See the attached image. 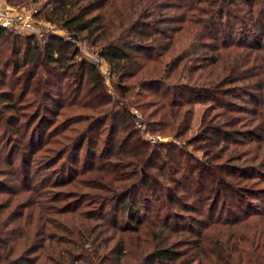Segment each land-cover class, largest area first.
<instances>
[{"label": "trees", "instance_id": "1", "mask_svg": "<svg viewBox=\"0 0 264 264\" xmlns=\"http://www.w3.org/2000/svg\"><path fill=\"white\" fill-rule=\"evenodd\" d=\"M10 1L18 6L30 2ZM242 1H249L246 17L234 11L244 10ZM248 1L47 0L35 17L57 24L67 36L51 33L42 42L37 35L0 26V88H4L0 114L9 111L7 123L16 126L13 135L2 140L11 156L8 169H0L4 178L0 195L7 181L20 178H25V187H9L11 194L45 188L39 198L24 204L37 205L38 212L29 213L17 227L12 225L16 217L6 214L11 202L4 203L0 196V264L133 260L135 264H264V192L259 188L264 183V0ZM76 40H86L108 62L117 79L114 96L98 65L81 56ZM10 41L13 59L2 56L4 44ZM25 66L29 67L20 71ZM56 81L63 92L58 99L51 91ZM163 86L167 88L162 92ZM145 90L156 91L149 95ZM254 90H260L258 100L262 99L256 109L238 107L253 117L233 115L227 98ZM145 95L151 96L146 102ZM205 97L210 101L199 134L191 138L188 132L195 115L191 100ZM51 102L56 103L61 120L52 123L46 137L37 129ZM30 107L34 109L26 111ZM131 107L141 110L144 118L138 119ZM152 107L154 111H148ZM243 120L249 128L244 132H251L245 136L252 140L259 136L262 143L248 144L246 149L247 143L237 139L243 129L234 126ZM84 121L79 131L76 125ZM257 129L262 135L254 133ZM96 130L94 138L90 132ZM146 132L173 139L152 144L144 137ZM221 136L229 143H221ZM47 138L48 153L40 165L47 169L48 179L36 181L31 177L32 163L40 160L35 157ZM99 145L103 152L98 153ZM15 147L27 148L21 152L20 165L12 156ZM190 148L209 157L199 158ZM107 152L114 156L106 157ZM224 152H230L231 158L224 160ZM234 160L242 164L235 165ZM213 169L227 175L210 183ZM60 171L67 174L55 178ZM233 173L239 174V180L231 178ZM81 180L86 181V197L79 199L76 196L85 187ZM148 187L149 191H142ZM250 190L260 201L247 198ZM232 199L239 200L236 206L243 215L216 217L218 206L230 210ZM59 201L64 203L58 205ZM85 201L86 209L78 215L80 225L66 227L59 222L69 238L57 237L54 215L67 213L73 218Z\"/></svg>", "mask_w": 264, "mask_h": 264}, {"label": "rangeland", "instance_id": "2", "mask_svg": "<svg viewBox=\"0 0 264 264\" xmlns=\"http://www.w3.org/2000/svg\"><path fill=\"white\" fill-rule=\"evenodd\" d=\"M45 1H47V0H37V1H35V0L31 1L30 0V2L28 4H23V6H18V4H16V1H10V0H0V3L1 4H9L11 6L14 5V6H17V7H21L22 9L24 7V9H26V10L35 9V8L38 10V9L41 8L42 4ZM248 2L244 3V1H242L241 7L244 8L243 11H241V9L234 10L235 13H238L239 17H246L247 16L246 9L249 7L248 6ZM235 17H237V16H235ZM226 18L228 19V17H226ZM35 19L39 22V25L41 26V28L43 30H46L48 33H50V34L51 33H57L59 35L67 36L66 31H64L62 28H60V26H58L57 24L46 20L42 16L35 17ZM230 19L232 21H235L237 23V25H240V24H238V23H240V20L234 18V16H230ZM21 35H24V33L21 34ZM48 36H49V34L47 35V37H44V36L43 37L42 36L39 37L38 36V38L41 39L42 42H43V41H45L48 38ZM240 36H241V39L245 40L246 35L243 33V29H242V34ZM237 37L239 38V36H237ZM73 41H75V40H73ZM262 41H264V35H263ZM76 44H77V46L80 47L81 56L84 59H86L90 63H95V64L98 65L99 70L101 71V73L105 77V83H106V86L108 88L107 89L108 92L111 95L114 96V94H115L114 84H115V82L117 83V79H116L115 76L112 75L108 62H106L103 59H100L97 50L94 49L93 47H90L88 45V43L86 42V40H78V41L76 40ZM13 47H14V43H12L11 41L7 42L6 44H4V48H3L4 52L2 53V56L4 58H7V59H13L14 58V56L12 55V48ZM203 63H206V62H203ZM28 67L29 66H25L20 71H23L24 69H27ZM10 71H11V67H10ZM38 71L40 72V71H43V70L40 68ZM7 80H9L8 83L11 81L10 78H8ZM166 88H167V86H163V88H161L162 92ZM0 90H4V88L2 87V88H0ZM51 91H52V94L54 96V99H58L59 97H61V98L63 97V92L59 89L57 81L51 87ZM145 91H146L145 93H148V94L150 93V94L154 95L156 90H145ZM258 93L259 94L261 93L260 90H254V91L246 93V94H240V96L228 97L227 99L229 101H232L231 104H229V107L232 110L231 113L233 115H235V116L240 117V118L253 117L250 114H248L247 112H243L242 111L243 108H238V107H239V104H240L241 106L245 107L246 109H252L253 108L252 110H255L256 107H257L258 101L262 100V99L258 100V97L260 96ZM256 96H257V101L254 102V99H255L254 97H256ZM149 97H151V96H149ZM149 97L147 95H145V96H143L142 99H143V101L146 102V101H148ZM209 101H210L209 98H206V97L205 98H199V99L196 98V99H192L191 100V104L190 105L194 106V112H195L194 119H193V124H192V129L188 132V135L191 136V138L196 137L199 134L200 123H201V119H202V116H203V110L206 107V102L209 103ZM82 102H83L84 105H86V98H84V99L82 98ZM233 103L235 104V106L233 105ZM236 104H237V106H236ZM90 105H92V104H90ZM33 109H34L33 107H30L29 110L26 109V111H32ZM56 109H57L56 103L55 102H53V103L51 102L50 108H48L45 111V116L40 119V123L41 124L38 126L37 133H40L41 135L44 133L45 136H46L47 135V131L53 126L52 123L54 121H55V123H57L56 121H60L61 120V116H57L56 113H55ZM85 109L86 108H82V109L81 108H77V111H84ZM152 110L154 111V107L148 109V111H152ZM86 111H88V110H86ZM131 111L137 116L138 119H139V117L144 118L143 112L141 110H138L136 107H131ZM120 113H122V112H120ZM9 114H10L9 111H5L2 114H0V119H1V121L3 123V127L0 130V169L1 170H7L8 169V165H7L6 162H7V160H10L9 159V155L11 156V151L8 150V149H4L3 148L2 140L6 141V138L10 137L11 134L13 135L12 131L16 127V126H11V125H9L7 123V120H8L7 117H8ZM118 119H120V120L123 119V115L122 114L118 115ZM244 121L245 120H243L242 122H238L234 126L237 129H243V130H239L240 131V135L237 136V139H241V141L247 143V144H245L246 145L245 146L246 149L248 147V144L262 143L263 142V138H259V136H258V138H255L254 140H252L251 138L248 137L251 132H244L247 129H249L248 125L245 124ZM85 125H86V121H84V122H82L80 124H77L76 126L78 127L79 131H81L85 127ZM138 127H141L143 129L144 128L143 123L138 121ZM90 133H91L90 135L95 138V137L98 136L99 132L96 130V131H93V132H90ZM254 133H257V135H262L261 129H257V132H254ZM119 134H120V132H116L115 133V135H119ZM104 135H105V133H103V136ZM245 135H248V136H245ZM251 135H253V133ZM37 137L39 138L40 136H37ZM144 137L147 140H149L152 144H155L156 142H159V141H171L173 139L171 136L167 137V136L161 135L159 133L155 134V133H152V132H146L144 134ZM228 139L229 138L226 139V138H223L221 136V141H222L221 143L228 144L229 143L228 141H230ZM215 140H217V138ZM215 140H210L208 143H215L214 142ZM223 141H226V142H223ZM43 143H44L43 144V148H41V150H39V152L36 154V157H35L37 159V155H38L40 160H36V161H34L32 163L33 167H32V171H31V177H32V179H35L36 181H41L42 179H48L47 176L45 177V173H46L47 169H45V167L43 165H40V164L44 160V155L43 154H47L48 153V152H45L44 147L49 146L50 142H48V138H47V139L44 140ZM197 143L200 144V143H204V142L201 141V142H197ZM226 144H224V145H226ZM232 147H235V146H231V149H233ZM190 149L192 150V148H190ZM243 149H245V148H243ZM26 150H27V148L22 147L19 150V148L17 147L16 150L12 151V156L14 157L13 159H15L14 163L16 165H20L21 164V152L22 151H26ZM85 151H86V147L82 150V153H81L80 166L83 165V162H84V159H85ZM97 151H98V153L103 152V147L99 145ZM192 151L199 158L209 157L208 155H206V152H203V150L195 149V150H192ZM107 153L108 154H104V155H106V157H113L114 156V153H109V152H107ZM224 153H225L224 154V160H227L226 159L228 157L227 155L230 152H224ZM228 158H231V157H228ZM99 159H103V158H99ZM213 161L215 163H219L221 160L214 159ZM154 164L157 165L158 162L155 161ZM234 164L235 165H240V164H242V162H238L237 160H234ZM39 165H40L41 169L39 168ZM217 165H223V164H217ZM81 170H79V172H77V171L74 172L73 175H77L78 173L81 172ZM209 171H214V172H211V173H213V175H211V177L209 178V182L210 183L212 182L213 179H215L219 175H222V176H226L227 175L226 172H223V174H219L220 171H218V170L215 171L214 169L213 170H209ZM66 174H64V172L60 171V173L56 174L54 177L55 178H61L63 175H66ZM233 174H234V176L231 177V178H233L235 180L236 179L239 180L238 179L239 174L238 173H233ZM80 176L81 175H79L78 177H80ZM81 177L85 178L84 176H81ZM3 179H4L3 176H0V183L2 182ZM20 179H22V180L13 181V182L7 181L4 184V185H7V186H6L5 189H2L3 191H2V194L0 195L1 199L4 201V203H10L11 202V206L9 208H7L6 214H11L12 217H16L15 223L12 224V225H14L16 227L19 225L20 222H22V225H23L27 221L26 217H27V215L29 213H31L32 211H35V213L38 212V206L37 205H33L30 208H26L25 205H26L27 201H31L34 198H39V194L45 192V188H43L40 191L28 192V193H26L24 195H22V193L19 194V195L11 194L10 193L11 189L9 187H14L13 189H15V190H21L22 188L25 187L22 184L25 181L24 180L25 178H20ZM81 181H84L85 187L82 188V189H84L83 192H78V195L76 196V198H79V199L83 198V197H86V181L85 180H81ZM247 187L251 188L252 186H247ZM261 187H262V192H264V183L261 184V186H259V188H261ZM145 190L149 191L150 188L149 187L148 188H144L142 191L144 192ZM252 191H254V190H250L249 193H247L249 195V196H247V198L249 200H253L254 203L260 201V196L255 198L257 195L256 196H252L253 194H251V193H255V192H252ZM31 195H33V196H31ZM238 201L239 200H236V199H232V200L228 201L227 207H230V210H228V208H225L226 205L220 204L218 206V208L216 209V211H214L215 216L216 217L217 216H219V217L222 216L223 218L236 219V216H234L231 213H236L237 215H243V212L240 211L238 209V207L236 206L237 203L239 204ZM57 203H58V205H62L64 202H60L59 201ZM86 205H87L86 201L82 202L81 205L78 208H76V210H78V211L74 212V214H73L74 217L73 218L70 216V214H67V213L66 214H56V215H54V217L57 218V222H56L57 227L56 228L53 227V230L58 233L57 237H61L60 235H62L64 238H69L68 232H66L64 228H61L62 224H59V222L62 221L63 223L67 224V225H65L66 227H71L73 225H80L81 221H79L80 218L78 217L79 211L83 210V209H86ZM210 206H212V205H210ZM261 209H263V207H261ZM110 211H111L110 209L107 210L108 213H110ZM208 211L209 210H206L207 214H208ZM58 212H59V210H57V212H55V213H58ZM210 213H211V211H210ZM185 215L188 216V217H191L192 215H194V213L193 212H185ZM20 216H22V218H19ZM62 227H64V226H62ZM113 243H114V241L111 243V245H113ZM127 243H128V241H127ZM129 246L133 247V249H135V245L134 244H131ZM135 263H136V261L133 260V261H124L122 264H135ZM193 264H197V263L194 262Z\"/></svg>", "mask_w": 264, "mask_h": 264}, {"label": "built area", "instance_id": "3", "mask_svg": "<svg viewBox=\"0 0 264 264\" xmlns=\"http://www.w3.org/2000/svg\"><path fill=\"white\" fill-rule=\"evenodd\" d=\"M37 9L26 10L9 4L0 3V26L19 34H34L39 37H47L48 33L43 30L35 19Z\"/></svg>", "mask_w": 264, "mask_h": 264}]
</instances>
